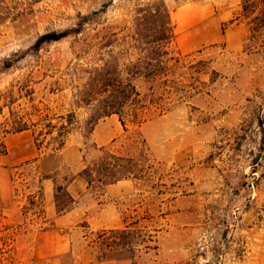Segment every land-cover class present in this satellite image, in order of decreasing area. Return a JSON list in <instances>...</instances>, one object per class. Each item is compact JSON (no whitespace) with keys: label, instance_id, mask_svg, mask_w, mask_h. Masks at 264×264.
<instances>
[{"label":"rangeland","instance_id":"obj_1","mask_svg":"<svg viewBox=\"0 0 264 264\" xmlns=\"http://www.w3.org/2000/svg\"><path fill=\"white\" fill-rule=\"evenodd\" d=\"M153 2L169 12L174 61L136 86L169 109L125 127L111 115L89 133L92 108L75 94L109 51L139 57L122 39ZM53 32L63 37L33 49ZM263 96L264 0H0V264H264ZM71 112L63 149L39 136L38 150L33 131ZM13 116L31 127L22 137L4 134ZM107 163L123 176L114 194L94 171ZM45 182L67 207L58 225L45 219ZM131 222L135 253L100 236Z\"/></svg>","mask_w":264,"mask_h":264},{"label":"trees","instance_id":"obj_2","mask_svg":"<svg viewBox=\"0 0 264 264\" xmlns=\"http://www.w3.org/2000/svg\"><path fill=\"white\" fill-rule=\"evenodd\" d=\"M134 33L129 37L130 41L122 39L124 45L139 52V57L128 64H120L118 57L108 52V59L101 66H92L88 72V79L85 83V91L77 92L75 97L78 100L75 105L79 107L83 104L87 108L91 107V113L85 125L87 132L91 133L97 122L105 117L117 115L123 127L125 118L129 122L140 125L145 121L146 113L152 109L166 112L169 109V102L163 98V94H142L137 86V78L149 81L164 75L174 61L169 51V45L174 39L173 27L169 17V12L162 2H153L146 6L139 7L134 11ZM63 36L56 33H49L41 36L33 49L38 50L45 42L58 41ZM114 34H110L106 42L107 45L113 42ZM115 41V40H114ZM86 50L91 52V44L86 43ZM123 73H126L124 75ZM264 106V96L262 104ZM1 110V108H0ZM58 124H48L46 132L35 129L33 131L35 145L40 150L41 143L39 136L50 137L47 147H51L52 152L63 149L71 131L75 129V113L71 112L65 116H58ZM31 124V123H30ZM31 126H34L31 124ZM30 125L18 116H13L10 122V129L4 130V134L20 133L30 130ZM41 142H44L42 140ZM7 153L5 145L0 141V155ZM113 158V156H109ZM96 173H104L98 179L102 185H110L122 179V175L117 171L116 166L111 163L105 167L94 169ZM57 192H63L69 202H73L71 196L62 187L57 188ZM59 196L54 197L57 214L61 215L67 211L66 205L60 207ZM110 236L111 246L116 250L129 249L135 253L138 245L141 244L142 231L137 222L125 224L123 229L109 230L101 232L100 236ZM148 248V247H147Z\"/></svg>","mask_w":264,"mask_h":264},{"label":"crops","instance_id":"obj_3","mask_svg":"<svg viewBox=\"0 0 264 264\" xmlns=\"http://www.w3.org/2000/svg\"><path fill=\"white\" fill-rule=\"evenodd\" d=\"M24 132H20V133H17V134L19 135V137H22L20 135H24L23 134ZM73 182H74V180L70 183V185ZM119 183L120 182L118 181L117 183L107 185L106 186V192L107 193H110V194H114V193L118 192L120 190ZM44 186H45V189H44V201L46 203V206H45V210H46L45 215H46V218L45 219L52 218L53 221H54V223L56 225H58V224H60V223H62L64 221V219L66 218V215L65 214H61V215H58L57 214L54 199H52V201H51L50 188H49L48 184H46V182L44 183ZM68 188H69V186H68ZM53 198H54V196H53Z\"/></svg>","mask_w":264,"mask_h":264}]
</instances>
